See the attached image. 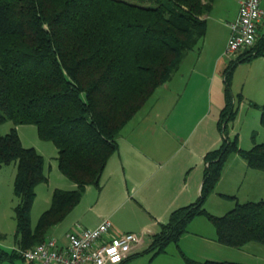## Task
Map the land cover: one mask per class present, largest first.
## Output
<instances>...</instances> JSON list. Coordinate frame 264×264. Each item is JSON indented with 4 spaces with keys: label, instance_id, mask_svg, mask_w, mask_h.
Wrapping results in <instances>:
<instances>
[{
    "label": "trees",
    "instance_id": "16d2710c",
    "mask_svg": "<svg viewBox=\"0 0 264 264\" xmlns=\"http://www.w3.org/2000/svg\"><path fill=\"white\" fill-rule=\"evenodd\" d=\"M213 2L0 0V125L35 126L38 138L54 145L59 172L75 186L68 191L55 189L49 208L31 228L34 189L47 181L44 159L33 148L22 146L14 128L0 135V168L11 163L16 166L13 212L17 248L43 242L49 229L79 203L87 186L99 187L108 160L118 150L120 131L203 40V16ZM261 56L264 33H258L254 46L226 67L225 102L217 122L221 145L204 156L198 199L171 212L167 223L152 235L148 249L154 252L148 253L157 255L169 243H178L197 216L208 219L222 246H264V201L236 202L221 216L203 208L230 154H238L250 169L264 172V142L241 150L237 138L230 140L226 133V124L233 117L231 72L237 62ZM259 109V123L264 128V104ZM15 259L24 261L14 251L8 254L0 249V263ZM184 260L186 264H242Z\"/></svg>",
    "mask_w": 264,
    "mask_h": 264
},
{
    "label": "crops",
    "instance_id": "0c3cea01",
    "mask_svg": "<svg viewBox=\"0 0 264 264\" xmlns=\"http://www.w3.org/2000/svg\"><path fill=\"white\" fill-rule=\"evenodd\" d=\"M261 6L264 8V2ZM238 10V0H214L210 12L203 16V40L183 57L170 80L155 90L150 106L144 105L120 131L118 150L108 160L99 187L87 186L79 203L49 229L46 238L65 245L67 233L95 228L107 219L111 223L108 237L137 232L142 235L132 254L137 255L128 256L121 264H186L184 258L198 262L223 260L209 255L213 252L153 255L140 251L143 238L150 243L173 210L198 199L204 156L221 145L217 122L225 102L224 71L233 60L224 55L229 36L226 24L237 18ZM257 31L264 33V20ZM247 62L261 66L264 56ZM74 188L69 180L60 187L67 191ZM258 201H264V172L250 169L238 154H230L213 193L205 200L207 212L221 216L236 202ZM197 219L189 223L179 242L191 235L202 240L207 236L215 242V233Z\"/></svg>",
    "mask_w": 264,
    "mask_h": 264
},
{
    "label": "rangeland",
    "instance_id": "374dc122",
    "mask_svg": "<svg viewBox=\"0 0 264 264\" xmlns=\"http://www.w3.org/2000/svg\"><path fill=\"white\" fill-rule=\"evenodd\" d=\"M251 64L247 61L237 62L231 72L229 81V96L233 117L226 124V133L230 140L237 138L238 147L241 150H248L252 143L260 144L264 142V128L259 123V108L264 104V63L261 66ZM150 103L151 98L147 101L144 108H148ZM12 128L16 130L18 137L21 138L23 147L33 148L44 159L43 172L47 181L37 185L34 189L35 196L30 210V225L33 228L39 216L49 208L54 190L60 189L64 182H68V180L57 168L55 159L57 152L54 145L51 142L41 141L37 136L35 126H14L10 122H5L0 125V135L9 133ZM252 134L254 135L253 139L251 138ZM14 176V163L0 168V233L3 235V239L0 240V249L8 254L12 252L16 233V222L13 212L17 202V198L13 192ZM203 208L207 212L205 202ZM196 218H199L197 220L201 224L209 226L212 232L215 233L214 227L205 216H197L194 219L196 220ZM136 234L139 233L137 232ZM204 239L202 240L198 236L191 235L185 241L169 243L162 252H188L190 255L199 254L200 252L202 254L213 252L209 255L216 259H223L222 261L236 263L243 261L249 264H264V246L253 243L252 247H244L242 249L225 247L216 242V234L215 242L207 240L209 239L207 236H204ZM143 240L144 245L140 252H154L148 249L149 239L145 237ZM0 264L30 263L15 259L11 263L3 262Z\"/></svg>",
    "mask_w": 264,
    "mask_h": 264
},
{
    "label": "built area",
    "instance_id": "2783aa9c",
    "mask_svg": "<svg viewBox=\"0 0 264 264\" xmlns=\"http://www.w3.org/2000/svg\"><path fill=\"white\" fill-rule=\"evenodd\" d=\"M264 0H238L239 10L235 20L226 25L229 36L224 55L235 59L244 50L254 46L258 26L264 20ZM111 223L102 219L92 229H81L66 234V244L59 245L47 238L32 248L12 247L21 259L36 264H121L132 255L142 241L141 234L124 233L108 237Z\"/></svg>",
    "mask_w": 264,
    "mask_h": 264
}]
</instances>
